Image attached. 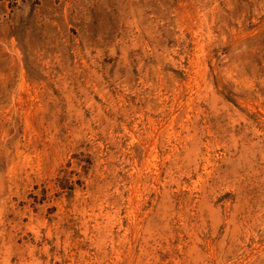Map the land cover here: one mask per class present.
Wrapping results in <instances>:
<instances>
[{"label":"rangeland","instance_id":"1","mask_svg":"<svg viewBox=\"0 0 264 264\" xmlns=\"http://www.w3.org/2000/svg\"><path fill=\"white\" fill-rule=\"evenodd\" d=\"M0 264H264V0H0Z\"/></svg>","mask_w":264,"mask_h":264}]
</instances>
